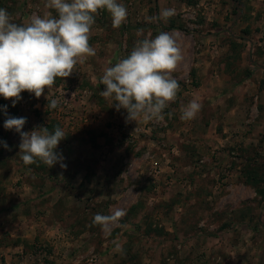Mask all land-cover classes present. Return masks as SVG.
<instances>
[{"label":"rangeland","instance_id":"1","mask_svg":"<svg viewBox=\"0 0 264 264\" xmlns=\"http://www.w3.org/2000/svg\"><path fill=\"white\" fill-rule=\"evenodd\" d=\"M46 2L0 0V8L26 25L33 13L57 15ZM118 2L125 22L114 28L99 10L89 39L96 55L71 76L40 98L21 93L25 104L0 96L10 149L0 150V264H264V0ZM163 8L175 15L148 20ZM160 32L183 55L172 73L177 99L163 120L126 122V110L100 95V78ZM47 99L58 108L46 109ZM194 99L201 110L181 120ZM4 106L27 119L23 131L62 128L55 151L66 167L25 165ZM118 209L126 214L110 232L93 224Z\"/></svg>","mask_w":264,"mask_h":264},{"label":"clouds","instance_id":"2","mask_svg":"<svg viewBox=\"0 0 264 264\" xmlns=\"http://www.w3.org/2000/svg\"><path fill=\"white\" fill-rule=\"evenodd\" d=\"M46 7L54 9L56 16L41 17L33 13L30 22L17 24L12 21L7 9L0 8V96L11 100L14 107L28 92L40 98L45 89H50L57 78H67L74 73L77 64L95 56L90 46V30L99 10H106L112 26L119 28L127 18V9L118 0H47ZM175 15L174 8H163L149 21H167ZM138 32L142 33L143 29ZM183 59L177 38L169 32H160L154 38L137 40L130 54L107 67L100 78L104 90L100 95L113 101L117 111L127 112L126 122L163 120L164 109L177 99L180 85L172 76ZM46 109L58 108L56 99L48 100ZM202 105L190 101L181 109L180 119H195ZM7 116V106L3 107ZM25 117L7 116L6 130L14 129L20 135L19 157L25 165L42 162L49 168L60 163L63 156L55 150L65 131L56 127H34L23 131ZM5 149L7 142L0 141ZM126 213L116 210L110 215L95 214L93 224L104 232L117 223ZM118 251L122 248L117 246Z\"/></svg>","mask_w":264,"mask_h":264},{"label":"trees","instance_id":"3","mask_svg":"<svg viewBox=\"0 0 264 264\" xmlns=\"http://www.w3.org/2000/svg\"><path fill=\"white\" fill-rule=\"evenodd\" d=\"M60 81H61V78H57L56 81H55V83L59 84ZM0 102H2V100H1ZM2 136H3V134H2V132L0 131V141L2 140ZM3 149H4L3 145L0 144V150L3 151ZM35 170H37V169H35ZM39 170H40V169H38L37 171H39ZM40 171H41V170H40ZM246 175H247V174H246ZM247 176L249 177V175H247Z\"/></svg>","mask_w":264,"mask_h":264},{"label":"built area","instance_id":"4","mask_svg":"<svg viewBox=\"0 0 264 264\" xmlns=\"http://www.w3.org/2000/svg\"><path fill=\"white\" fill-rule=\"evenodd\" d=\"M57 99H60V98H57ZM21 103L22 104H25L26 103V100L23 98L21 100ZM35 108H36V106H35ZM153 169H154V173H158L159 172V163L158 162L155 163V166L153 167Z\"/></svg>","mask_w":264,"mask_h":264},{"label":"crops","instance_id":"5","mask_svg":"<svg viewBox=\"0 0 264 264\" xmlns=\"http://www.w3.org/2000/svg\"><path fill=\"white\" fill-rule=\"evenodd\" d=\"M36 108H39V111H41L42 104H41V103H39V104L36 106Z\"/></svg>","mask_w":264,"mask_h":264}]
</instances>
